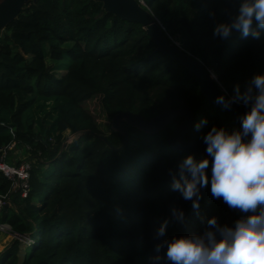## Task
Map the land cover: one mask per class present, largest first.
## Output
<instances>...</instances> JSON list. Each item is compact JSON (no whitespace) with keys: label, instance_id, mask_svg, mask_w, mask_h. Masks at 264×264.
<instances>
[{"label":"trees","instance_id":"trees-1","mask_svg":"<svg viewBox=\"0 0 264 264\" xmlns=\"http://www.w3.org/2000/svg\"><path fill=\"white\" fill-rule=\"evenodd\" d=\"M142 1L228 96L234 85L264 73V34L259 41L235 31L227 40L213 36L209 11L226 20L223 0ZM95 94L109 119L124 111L146 121L166 109L190 111L183 139L203 143L212 125L240 126L200 93L192 72L156 49L140 23L99 0H27L0 28V148L13 139L16 148L28 146L31 162L25 196L9 190L0 171V193L9 190L0 221L20 236L0 248V264H152L153 234L165 219L170 238L202 231V218L230 226L238 218L210 186L201 189L198 211L171 190L169 170L189 154L198 159L166 142L181 115L152 131L123 116L121 129L111 125L102 133L81 106ZM35 118L41 119L36 131ZM203 119L208 123L197 131ZM171 206L183 210L184 224L172 219Z\"/></svg>","mask_w":264,"mask_h":264},{"label":"clouds","instance_id":"clouds-1","mask_svg":"<svg viewBox=\"0 0 264 264\" xmlns=\"http://www.w3.org/2000/svg\"><path fill=\"white\" fill-rule=\"evenodd\" d=\"M223 2L228 5L222 10L226 20H216L215 12L209 11L215 21L213 36L227 40L235 31L241 39L261 40L264 0ZM211 78L217 79L215 73ZM216 103L224 109L234 104L244 107L239 128L228 131L212 125L202 137L207 155L196 159L189 154L175 172L170 169V188L198 211L201 189L210 186L212 197L222 199L239 216L231 226L214 216L202 218V231L170 238L165 219L153 234L152 264H264V73H254L243 87L234 85L232 95L221 94ZM207 123L203 119L196 130ZM170 214L177 223L186 222L182 209L171 206Z\"/></svg>","mask_w":264,"mask_h":264},{"label":"water","instance_id":"water-1","mask_svg":"<svg viewBox=\"0 0 264 264\" xmlns=\"http://www.w3.org/2000/svg\"><path fill=\"white\" fill-rule=\"evenodd\" d=\"M27 0H0V28L8 21L12 20L20 6ZM107 11L118 15L128 21H134L141 24L145 32L148 34L155 47L160 52L168 55L170 58L177 60L189 72H192L197 80L200 93L210 102L216 103V97L225 94V90L216 84L215 79L211 78V71L199 59L191 55L179 44L172 40L164 31L157 18L148 8L139 4L136 0H99ZM218 104V103H216ZM220 105V104H219ZM222 106V105H220ZM231 118L239 120L240 115L245 112L243 106L232 105L230 109H225ZM181 115L182 120L175 129L168 135L166 142L171 148L177 151L194 152L198 159L204 158L206 154V146L196 139H183V135L190 123L191 112L185 109H166L160 114L152 118L150 121L144 120L136 113L129 111L118 112L111 118V125L114 128L121 129L118 120L123 117H129L138 126L152 131L160 128L169 118ZM125 142V133H123V143ZM54 150V148H53ZM209 160L211 158L209 157ZM211 170V167H209ZM7 203L3 205L5 208Z\"/></svg>","mask_w":264,"mask_h":264},{"label":"built area","instance_id":"built-area-1","mask_svg":"<svg viewBox=\"0 0 264 264\" xmlns=\"http://www.w3.org/2000/svg\"><path fill=\"white\" fill-rule=\"evenodd\" d=\"M136 1L139 4L145 6L142 0H136ZM24 149L25 152L22 153V156L19 157L18 156L19 152L15 147V140L13 139H10L6 144H4L0 148V171L9 180V190L12 188H20L21 196H25L26 194V190H27L26 181L31 163L29 158L28 146H25ZM9 190L0 193V211L5 203L8 204ZM0 233H5L10 238L20 237L12 232L10 225L7 222H3V221H0ZM24 239L25 237H21V240Z\"/></svg>","mask_w":264,"mask_h":264},{"label":"rangeland","instance_id":"rangeland-1","mask_svg":"<svg viewBox=\"0 0 264 264\" xmlns=\"http://www.w3.org/2000/svg\"><path fill=\"white\" fill-rule=\"evenodd\" d=\"M59 70H62L63 71V68H59ZM37 102H40V99L37 101ZM34 106V107H33ZM45 106H49L48 108L44 109V110H47L49 111L50 110V102L49 103H45ZM81 106L84 110H86L90 116L92 117L95 125L97 126V128L102 132V133H107L109 132L111 129H112V126H111V119H109L105 114H104V111L101 107V104H100V95L99 94H95V95H92L89 99L87 100H84L82 103H81ZM37 106H35V103L32 104V110L34 113H36L35 115L37 116ZM43 110V111H44ZM43 111H39L40 113V118H42V115H44ZM41 119L39 118H35L34 119V124H33V129L36 131L38 130L39 128H41ZM45 130V129H44ZM43 133V131H42ZM44 134V133H43ZM62 134L66 135L67 136V139L65 141H67L71 134H68L67 130H64L62 132ZM17 151L19 152L18 153V156L20 157L21 156V152L24 153L25 152V149L21 146H19L17 148ZM7 235L5 233H0V241H3L4 240V244L6 242H8V240L10 239V237L7 239ZM21 242L23 243L21 245V255H22V250H23V247H24V243L25 241L24 240H21ZM3 244V245H4Z\"/></svg>","mask_w":264,"mask_h":264},{"label":"bare ground","instance_id":"bare-ground-1","mask_svg":"<svg viewBox=\"0 0 264 264\" xmlns=\"http://www.w3.org/2000/svg\"><path fill=\"white\" fill-rule=\"evenodd\" d=\"M9 238V236L7 237V239ZM4 244V240L0 241V247Z\"/></svg>","mask_w":264,"mask_h":264},{"label":"crops","instance_id":"crops-1","mask_svg":"<svg viewBox=\"0 0 264 264\" xmlns=\"http://www.w3.org/2000/svg\"><path fill=\"white\" fill-rule=\"evenodd\" d=\"M21 156H22V152H21ZM2 246H3V245H2ZM2 246H1V247H2ZM1 247H0V248H1Z\"/></svg>","mask_w":264,"mask_h":264}]
</instances>
